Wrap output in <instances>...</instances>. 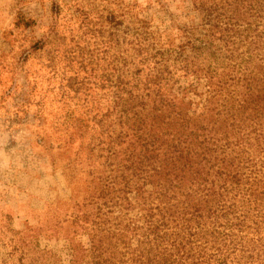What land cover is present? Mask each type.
Returning a JSON list of instances; mask_svg holds the SVG:
<instances>
[{
	"label": "trees",
	"instance_id": "1",
	"mask_svg": "<svg viewBox=\"0 0 264 264\" xmlns=\"http://www.w3.org/2000/svg\"><path fill=\"white\" fill-rule=\"evenodd\" d=\"M189 2L201 24L184 44L163 42L147 21L122 32L107 98L73 121L89 178L81 204H69L70 227L87 239H70L73 262L264 264V182L247 167L264 139V0ZM190 94L201 113L184 104ZM130 192L143 213L136 247L115 211ZM21 244L17 264L49 254Z\"/></svg>",
	"mask_w": 264,
	"mask_h": 264
},
{
	"label": "rangeland",
	"instance_id": "2",
	"mask_svg": "<svg viewBox=\"0 0 264 264\" xmlns=\"http://www.w3.org/2000/svg\"><path fill=\"white\" fill-rule=\"evenodd\" d=\"M143 21L163 42L181 45L201 17L189 0H0V264H17L21 242L49 253L40 264H84L73 262L69 251L70 239L87 241L70 227L69 204H81L89 181L78 152L83 140L71 127L84 119L85 108L104 103V81L119 63L114 45ZM203 101L190 94L184 104L199 114ZM249 152L247 167L262 185L264 139ZM127 197L130 206L115 211L136 247L143 213L135 193Z\"/></svg>",
	"mask_w": 264,
	"mask_h": 264
}]
</instances>
